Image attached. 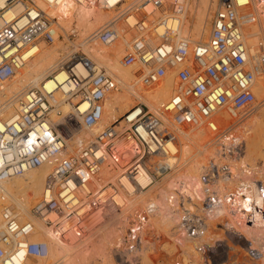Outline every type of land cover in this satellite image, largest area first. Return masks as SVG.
<instances>
[{"label": "built area", "instance_id": "built-area-1", "mask_svg": "<svg viewBox=\"0 0 264 264\" xmlns=\"http://www.w3.org/2000/svg\"><path fill=\"white\" fill-rule=\"evenodd\" d=\"M68 1L0 0V89L26 65L29 53L41 42L55 41L58 18L50 11ZM73 1L103 10L113 7L111 0ZM186 2L140 0L119 19L134 31L122 62L138 70L142 85L153 86L169 70L176 69L175 93L161 107L160 116L151 113L146 105H139L141 109L135 117L128 113L123 124H113L99 132L95 142L77 152L69 151L68 142L78 132L72 127L73 118H80L82 129L92 130L102 119L107 96L118 88L111 75L96 74L84 84L70 73L67 81L71 87L65 97L71 102L77 99L76 110L63 117V122L52 120L51 98L55 90L49 91L45 86L29 92L11 120L0 118V180L52 164L33 214L56 237L71 241L85 238L96 214L103 217L112 208L117 213L114 222L120 234L115 239L119 262L132 264L131 255L140 264L145 251H167L164 234L153 237L149 229L150 218L158 213L159 206L149 199L128 207L120 196L122 181L135 182V192L145 191L137 182L141 170L150 174L152 183L171 171L160 161L174 156L170 145L177 144L170 120L180 126H204L217 135L218 151L201 171V197L188 195L179 182L170 190L176 223L169 241L178 245L170 261L264 264V181L257 175L252 177L253 171L230 162L237 155L244 156L245 143L224 142L228 131H220L218 123L221 113L237 118L255 104L254 74L264 72V39L259 43L260 56L253 67L244 28L247 23L257 22L258 16L251 11L242 12L250 5L249 0H220L212 16L209 39L194 42L180 36ZM115 25L98 32L102 44L111 45L120 38ZM160 28L164 29L162 34ZM151 41H156L155 45H150ZM155 158L160 162L159 171L152 172L151 161ZM105 167L115 176L100 182ZM32 229V222L21 221L14 209L4 208L0 264H26L28 257L44 255L45 244L29 241ZM209 234L212 237L204 240ZM149 240L151 248L147 247ZM186 242L192 244V252L180 247L179 243Z\"/></svg>", "mask_w": 264, "mask_h": 264}, {"label": "bare ground", "instance_id": "bare-ground-1", "mask_svg": "<svg viewBox=\"0 0 264 264\" xmlns=\"http://www.w3.org/2000/svg\"><path fill=\"white\" fill-rule=\"evenodd\" d=\"M139 1L140 0H128L121 2L119 0H111L110 3L113 7L109 10L84 6L78 4L73 0L68 1L65 5L59 8H52L50 13L58 18V34L55 33V41L52 44L41 42L39 46H37L33 51L29 53L28 57L30 58L26 65L0 89V118L4 120H11L17 114L18 110L21 109L22 104L25 101L24 99L28 96L29 92H31L35 88H43V86H45V88L49 91L55 90V94L51 98V103L53 106L51 116L54 122H60L61 119L57 118L56 112L61 111L63 116H67L71 113V103H68V99L67 97H65V92L69 91V88L71 87L70 83H68L67 81L70 73H73L74 75L80 77L81 82L84 84L90 77L96 74L112 75L118 82V88L112 91L107 96V99L105 100V108L103 110V115L100 122L92 130L85 131V129H83L78 134V136L76 135V139H73L72 142L69 141L67 146L69 151L75 150L73 152H77L83 146H87L92 142H95L98 133L101 132V130H105L106 128L120 121L123 114L127 115L128 113H131V118L135 117L141 109V107L138 106L139 104H145L148 108L150 107V111H159V114H156L152 111L151 113L160 116L161 107L169 102L172 97L171 95L175 93L177 82L175 77L176 69L169 70L168 74L159 83H156L153 86H145L139 82L138 70L134 66L125 65L122 62L121 58L124 55L121 54L123 53L125 45V49H127V47L131 45V40H129V37L131 31L134 36V31L130 27L127 28V25H124L122 22H120L119 19L128 11H131L132 7L138 4ZM199 1L203 2L201 3L203 4V6L201 5L202 8H198L197 6V11L199 12L198 14H196L194 10L195 14L193 15L192 12H189V7H191L192 5L190 6V2L189 0H187L185 12L182 17L180 36L184 38L190 37L194 42H205L210 37L212 16L217 10L218 5L220 4V0H213V2L216 1V3H210V5V0ZM239 1L241 3H245L247 0ZM255 2L257 3L256 13L250 5L242 10V12L251 11L256 15H260L257 22L247 23L244 28L245 30H247V35L244 30L246 43L251 40L249 41V43L251 42L253 47V50H250V46L248 45L249 62L253 67L255 66V60L257 61V58H259L260 56L259 43L262 39H264L263 31L260 35H258V38L260 40L258 42V48L254 49L255 37L258 32L257 29L259 30L258 27L263 26L264 23V0H256ZM41 4H43V2H41ZM194 4L196 3L194 2ZM18 10L19 8L17 7V12ZM190 11L192 10L190 9ZM207 11L209 13L204 24ZM163 14L160 15L156 13L155 15L163 16ZM192 15L194 16L193 19H196V23L192 24L195 25V27L193 29V27L190 26V29L187 30L189 26L186 27V25L189 22L191 23ZM132 20L133 18L131 17L129 19V23H134V21ZM113 24H116L115 28L119 32L120 38L112 44L113 47L107 48L105 46L108 45L103 46L104 44H100V41V43L98 42V33L94 32V30H97L98 26L100 27V25L101 28H104ZM74 26H76L77 30L80 32L77 33L79 34L77 38H79L80 36L81 39H83L79 42H76L75 44L71 42V47V45L68 44L70 43L68 42V39L69 33L71 34V31L74 30ZM101 28L99 29L100 31ZM99 30L98 32H100ZM163 30V28H160L159 33L162 34L164 32ZM193 34H195L194 36L197 39L193 38ZM61 36L64 37L63 40L61 39ZM247 37L251 38L248 40ZM155 42L156 41H151L150 45H155ZM75 49H83L85 53L84 57H74V55H72L71 53ZM255 80L257 81L256 89L258 90V93H260V95L258 96L254 92L256 96L254 105L257 104V101V105H260L264 101V72H256L254 74V83ZM84 107L85 106H83V108ZM75 110L76 109H74V113ZM247 112L248 110L242 111L237 115V118L232 117L226 112L221 113L218 117L220 131L225 132L223 131V129L226 131L230 129L233 125L237 124L246 115ZM126 115H124V117ZM123 121L124 120H121V122H119L118 124H123ZM170 121L169 123H171L170 126L172 127L173 131L176 132L177 135H179L181 141V149L177 150V144H171L170 147L174 156H169L164 161L160 159V161L162 164H166L169 168H171V171L166 176H164L165 178L168 177L173 171L176 172L177 175L180 176V178H172L170 183H167L160 188H156V185L160 182H158L157 180H161L162 182V180H164L165 178L163 179L161 177L156 180L157 182L153 180L152 183V177L144 169L141 170V175L137 177V182L145 188V191H140L141 194H151L147 199L152 200L159 206L158 213L160 212V214L156 213L157 218H155V220H153V218L156 216V214L151 216L150 218V231L152 232L154 222L156 229L161 233L164 232L163 234H166L168 238L173 237L176 223L175 215L173 213L174 211L171 202L172 199L170 190L179 182L183 186V190L186 191L188 195L192 196L194 199H198L199 197H201V184L199 181V174H201V171L206 164L205 162V164L203 163V160L205 158L202 157V153H209L212 155L215 154L212 150L205 152V144L212 140L211 135L214 134L207 127L206 129L204 126H180L177 125L173 120ZM180 127L181 129L183 127H187L191 131H196L199 129L201 130L197 134L190 136L187 134L186 130H180ZM174 129L177 130L175 131ZM260 132L261 125L258 126L252 124L251 126H249L244 138L246 141V155L244 154V156L241 157L237 155L236 157H233L232 161L230 162L239 168L249 169L250 172L253 171L252 177L260 174L264 178L263 169L254 168L250 163L246 162V160L251 161V159H255L256 161L264 157V139L259 141V143L257 144L259 147H257L258 150L253 151L250 149L253 138L259 135ZM215 135L216 134H214V136ZM218 139L221 140V138ZM222 140L224 142L228 141V143H230L231 145L242 143L238 141V139L236 140L229 137H223ZM213 142H217V137L212 141V143ZM199 145L202 149H199L197 147ZM215 147L216 145H214L212 149L215 150ZM178 151L180 152V156ZM178 157L179 164L177 165ZM151 163L154 164V166L151 168V171H159V159H152ZM52 167V164H45L43 166L28 170L22 176L0 180V229L3 226V211L7 206L16 211V214L19 216V219L21 221L27 219V221L32 222L33 229L29 238L31 240L41 241H30L29 239L30 243L45 244L47 247L44 255L34 258L29 257L26 264H86V254L87 252L91 253V249L94 254L100 255V257L105 261L104 264H116L117 255L115 252V239L120 234L118 232V234L115 235L113 232L114 229L102 236L93 235L94 237L91 240L92 244L91 247H89V249H91L89 250L87 248L89 250L87 251L85 246H83L82 248L80 246H77V242L82 241L85 238L80 240L73 239L77 242H67V240H64L62 238L60 239L52 235L51 229L49 230V228H45L44 225H42L38 220L34 218V216H32L31 208L39 202L44 190L46 178L52 170ZM184 175H188L191 178H183ZM114 176L115 172H113L110 168L105 167L103 172L101 173L100 177L102 181L100 182L109 181ZM122 183L124 185V188L121 191L122 193H126L125 195H129L130 193H132L133 189L137 191V184L135 182L123 179ZM140 192L135 193L139 194ZM121 195L122 194L120 192V196ZM140 196L141 195H139L138 197ZM133 202H135L134 198L132 199V203ZM17 210L19 211L17 212ZM42 222L44 223L43 220ZM88 230L89 227L87 231ZM248 234H252V232L248 231ZM211 237L212 234H209L208 237H205L204 240L210 239ZM42 239L47 241H42ZM171 244L173 248H176L178 246L174 245V243ZM150 245L151 241L149 240L147 243V247ZM179 245H181L180 247L183 248L185 252L193 251V246L190 242L179 243ZM151 247L152 245L150 246V248ZM144 261L149 263L147 259Z\"/></svg>", "mask_w": 264, "mask_h": 264}, {"label": "rangeland", "instance_id": "rangeland-1", "mask_svg": "<svg viewBox=\"0 0 264 264\" xmlns=\"http://www.w3.org/2000/svg\"><path fill=\"white\" fill-rule=\"evenodd\" d=\"M199 0H194V1H192V0H189V2H190V6L191 7H189V12H192L193 13V15L196 13V14H198V12L199 11H197L198 10V8L199 7H201V5L203 6V4H201V3H203V2H201V1H199ZM218 1V0H217ZM250 1V6L253 8V10L255 11V13H256V11H257V3L255 2L256 0H249ZM193 4H192V3ZM194 2L196 3V4H194ZM200 4V6H199V4ZM210 3H216V1H214L213 2V0H210V2H209V5H210ZM194 6V7H193ZM197 6H198V8H197ZM194 9H193V8ZM202 8V7H201ZM190 9L192 10V11H190ZM212 9V8H211ZM211 9H210V11H211ZM194 10H195V13H194ZM200 10V9H199ZM117 11V10H116ZM208 11H207V13H206V18H205V20H204V24H205V21H206V19H207V17H208ZM192 15V20H191V23L189 22L187 25H186V27H188V29L187 30H189L190 29V26L191 27H193V29H194V27H195V25H192V24H194V23H196V19H193V16ZM196 16V15H195ZM257 16L259 17L260 15L259 14H257ZM197 18V17H196ZM260 19V18H259ZM261 20V19H260ZM133 21V20H132ZM131 25L133 24V22H131L130 23ZM191 24V25H190ZM203 24V25H204ZM75 28H76V26H74L73 27V29L74 30H72L71 32V34L69 33V39H68V42H73V44H75L76 42H79L80 40H82L81 39V37L79 36V38H77L78 37V35L79 34H77L79 31L77 30V28H76V30H75ZM101 28V25H100V27L98 26V29L97 30H94V32H97L98 33V30ZM259 28V30L257 29V31L259 32H257V34H256V37H255V42H254V44H255V46H254V49L255 48H258V42L260 41L259 40V38H258V35H260L263 31H264V23H263V26H261V27H258ZM96 29V28H95ZM101 29H103V28H101ZM245 30V29H244ZM100 31V30H99ZM246 31L247 30H245V33H246ZM93 32V33H94ZM80 33V32H79ZM58 34V33H57ZM184 34H186V33H184ZM195 34H193V38H196L195 36H194ZM246 35H247V33H246ZM132 36H133V33H132V31H131V33H130V37H129V40H131V38H132ZM251 37H247V39L249 40ZM61 39L63 40L64 39V37H62L61 36ZM197 39V38H196ZM122 40V39H121ZM247 40V41H248ZM249 41H251V40H249ZM249 41L247 42V45H249L248 47L250 48V50H253V47H252V43L250 42L249 43ZM94 42H96V41H94ZM98 42H99V40H98ZM206 42V41H205ZM70 43H68L69 45H71V47H72V43L70 44ZM93 43V42H92ZM100 43V42H99ZM100 44H102V43H100ZM103 46H105V45H103ZM105 47H107V48H111V47H113V45L111 44V45H108V46H105ZM130 47V46H129ZM126 45H125V47H124V50H123V53L121 54V55H123L124 53H125V51H126ZM128 48V47H127ZM72 55H74V57H84V50L83 49H75L72 53H71ZM121 57V56H120ZM123 57V56H122ZM121 57V58H122ZM251 57V56H250ZM252 59V58H251ZM112 76V75H111ZM113 77V76H112ZM114 78V77H113ZM115 79V78H114ZM116 80V79H115ZM116 82H117V80H116ZM118 83V82H117ZM256 83H257V81L255 80V83H254V86H253V91L256 93V95H260V93H258V90L256 89ZM172 96V95H171ZM76 100L77 99H74V101L73 102H71V101H68V103H71V113L69 114V115H67V116H63V114H62V112L61 111H58V112H60V114L58 113V112H56V116H57V118L58 119H61L60 120V122H63L62 121V119H63V117H68V116H70V115H72L73 113H74V109H75V107H74V103L76 102ZM257 104H258V101H257ZM254 105L251 109H250V111L248 110V112L246 113V115L237 123V124H235V125H233L230 129H228L227 131H228V133L227 134H225L224 135V137H229V138H232V139H238V141H240V142H243V143H245V147H246V141H245V133L247 132V129L249 128V126H251L252 124H254V125H261V132H260V134L259 135H257L255 138H253V142H252V145L250 146V149L251 150H253V151H255V150H258V143H259V141H261L262 139H264V101L260 104V105ZM139 105H141V104H139ZM138 105V106H139ZM145 105V104H144ZM150 108V107H149ZM151 109V108H150ZM152 112H154V113H156V114H159L160 112L159 111H153V110H151ZM124 115H126V114H123L122 115V118L120 119V121H118L117 123H115V124H118L119 122H121V120H124ZM80 118H73V125H72V127L73 128H75L76 129V131H78L76 134H75V136H73V138L71 139V140H69L70 142H72L73 141V139H76L77 138V136H78V134L83 130L81 127H80ZM171 122V121H170ZM169 124H171V123H169ZM179 128V127H178ZM177 128V129H178ZM206 128V127H205ZM205 128H202V129H205ZM177 129H174L175 131L177 130ZM207 129V128H206ZM173 130V129H172ZM180 130H183V131H185L186 130V132H187V134L188 135H190V136H193V135H195V134H197L201 129H199V130H196V131H191L189 128H187V127H183L182 129H181V127H180ZM179 130V131H180ZM86 131V130H85ZM101 131H103V130H101ZM175 133V135L177 136V150H180L181 149V141H180V138H179V135H177L176 134V132H174ZM77 135V136H76ZM217 137V136H216ZM215 136H214V134L213 135H211V138H212V140L211 141H209V142H207L206 144H205V146H206V149H205V152H208L209 150H212V151H214L213 153H216V149H217V147H215V150L214 149H212L213 148V146L215 145V143L216 142H213L212 143V141L216 138ZM212 143V144H211ZM199 149H202L201 148V146L199 145V146H197ZM258 147V148H257ZM73 151H75V150H72V152ZM245 152V151H244ZM178 153H179V156H180V152L178 151ZM204 155V156H203ZM209 155H210V157H211V155L212 154H209V153H207V154H203L202 153V157L203 158H205L204 160H203V163L205 162V163H207L208 162V160H209ZM246 155V154H245ZM213 156V155H212ZM264 157H262L261 159H259V160H256L255 161V159H251V161H249V160H246V162L247 163H250L251 165H252V167H254V168H259V169H263L264 170ZM252 162V163H251ZM204 163V164H205ZM240 163V162H239ZM179 164V157H178V161H177V165ZM241 164H244V163H241ZM177 165H176V167H177ZM244 165H247V164H244ZM175 167V168H176ZM166 176V175H165ZM199 176H200V174H199ZM177 177H179L180 178V176L179 175H177V173L176 172H172L168 177H163V179L164 180H162V182H161V180H157L159 183L156 185V188H160L161 186H164L165 184H167V183H170V181H171V179L172 178H177ZM191 178L190 176H183V178ZM257 178H261V179H263L264 180V178H263V176L262 175H260V174H257ZM156 181V182H157ZM148 190V189H147ZM146 190V191H147ZM135 189H133V192L132 193H130L129 195L132 197L133 195V198L135 199V202H133L132 203V199H131V197H128V195H125L126 193H122V191H121V197H122V199L123 200H127L126 201V203H127V205H128V207H135L136 205H139V204H143L146 200H148L147 198H149L148 196H150V195H148L149 193H147V194H136L135 193ZM141 193V192H140ZM139 195H141L140 197H138ZM143 196V197H142ZM124 197H127V198H124ZM122 200V201H123ZM144 200V201H143ZM142 201V202H141ZM163 201H164V199H163ZM164 203V202H163ZM162 204V203H161ZM32 209H33V207L31 208V212H32ZM19 210H17V212H18ZM16 212V211H15ZM32 214V216H34V218L36 219V220H38L42 225H44L45 226V228H48L46 225H45V223H43L42 222V220H40L38 217H36L34 214H33V212L31 213ZM157 214H160V212L159 213H157ZM157 214H156V216L153 218V220H155V218H157ZM117 216V213L115 212V210L114 209H112V208H109L108 210H107V212L103 215V217H101L100 216V213H98V214H96V216L93 218L94 220L92 221V223H91V225L89 226V230L87 231V235H86V237H85V239L84 240H82L83 241V244H82V241H74L73 239L71 240V241H69V242H77V246H80L81 248L83 247V246H85V248L87 249H89V247H91V240L93 239V237L96 235H105V234H107V233H109L112 229H114L113 230V232H114V234L115 235H117L118 234V231H117V225H116V223L114 222V217H116ZM24 221H27V219L26 220H24ZM153 222V221H152ZM153 229H152V232L151 233H153V237L155 236V237H157V236H159L160 234H161V232H159L157 229H156V226H155V224H154V222H153ZM1 226V225H0ZM50 230V229H49ZM117 232H116V231ZM157 231V232H156ZM159 232V233H158ZM156 233V234H155ZM164 233V232H163ZM51 234L52 235H54L53 234V232H52V230H51ZM94 235V236H93ZM55 236V235H54ZM92 236V237H91ZM164 236V241H166L165 242V250H167V251H165L164 253H161V252H159V253H152V254H150L149 252H144L143 253V255H142V258H141V260H140V264H161L162 262H164V264H172V262L170 261L172 258H169L170 256H172V253H174V251H175V249L173 248V246L171 245V243H170V239L168 238V236L165 234V235H163ZM56 237V236H55ZM118 237V236H117ZM152 238V237H151ZM30 239V238H29ZM60 240V239H59ZM30 241H41V240H31L30 239ZM42 241H47V240H43L42 239ZM68 242V241H67ZM90 243V244H89ZM152 243V242H151ZM157 243H159V242H157ZM170 245V246H169ZM87 246V247H86ZM87 249V251H89ZM173 249V250H172ZM170 252H169V251ZM92 253V254H91ZM91 253L90 252H87V254H86V264H104L105 263V261L100 257V255H97V254H94V252H92V249H91ZM147 253V254H146ZM90 254V255H89ZM149 254V255H148ZM117 255V254H116ZM170 255V256H169ZM146 256V257H145ZM29 258V257H28ZM145 258V259H144ZM148 260L149 261V263H147L146 261H144V260ZM151 259V260H150ZM166 259V260H165ZM129 260L132 262V264H137L136 262H135V259H134V257L133 256H131L130 255V257H129ZM116 264H120V262H119V258H118V256H117V258H116Z\"/></svg>", "mask_w": 264, "mask_h": 264}]
</instances>
